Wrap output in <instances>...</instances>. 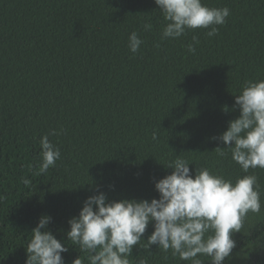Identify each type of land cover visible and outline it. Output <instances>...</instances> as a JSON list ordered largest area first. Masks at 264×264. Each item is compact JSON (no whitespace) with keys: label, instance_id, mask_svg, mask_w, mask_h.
Here are the masks:
<instances>
[{"label":"trees","instance_id":"obj_1","mask_svg":"<svg viewBox=\"0 0 264 264\" xmlns=\"http://www.w3.org/2000/svg\"><path fill=\"white\" fill-rule=\"evenodd\" d=\"M202 2L230 10L217 35L196 29L162 40L166 21L155 0H0V264H26L45 215L68 249L65 264L79 256L90 264L67 237L84 201L100 192L108 202L159 199L155 183L178 156L193 178L196 168L233 183L257 177L261 211L233 233L224 264H264V169L244 173L212 139L238 118L235 95L264 80V0ZM133 31L143 40L135 54ZM44 135L61 158L37 175ZM153 231L150 223L130 264H191L148 247Z\"/></svg>","mask_w":264,"mask_h":264},{"label":"clouds","instance_id":"obj_2","mask_svg":"<svg viewBox=\"0 0 264 264\" xmlns=\"http://www.w3.org/2000/svg\"><path fill=\"white\" fill-rule=\"evenodd\" d=\"M155 4L166 21L162 40L178 39L196 29H208L206 34L213 37L218 34L217 26L224 25L230 15L227 7L210 8L202 0H155ZM144 28L151 30L152 25L145 24ZM197 43L193 37L187 51L194 54ZM142 44L139 34L133 31L128 37L129 50L135 54ZM235 107L239 109L238 118L229 121L227 130L212 139L230 150L244 173L264 169V80L247 82L235 95ZM50 134L59 133L53 130ZM153 139H157L156 132ZM40 146L37 175L55 167L61 158L60 148L50 142L49 135L41 138ZM190 165L179 156L170 162L166 168L173 171L155 183L159 199L150 202H108L103 192L88 197L78 217L68 221V240L79 245L80 252L90 253V264H130L129 256L151 223L154 231L147 239L148 247L158 245L165 252L171 250L173 256L191 264H202L199 256L207 257L210 264H224L235 247L233 233L240 232L249 212L261 211L257 177L244 175L233 183L206 168H196L193 178ZM23 183L29 185L31 181L24 179ZM50 222V216H42L32 230L26 264H65L62 253L68 249L48 230ZM72 264H82L81 257Z\"/></svg>","mask_w":264,"mask_h":264}]
</instances>
